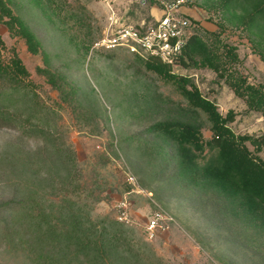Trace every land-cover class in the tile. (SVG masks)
<instances>
[{
	"label": "rangeland",
	"instance_id": "rangeland-1",
	"mask_svg": "<svg viewBox=\"0 0 264 264\" xmlns=\"http://www.w3.org/2000/svg\"><path fill=\"white\" fill-rule=\"evenodd\" d=\"M35 1L0 0L1 60L16 56L28 72L15 84L0 78V264H264V230L201 177L180 172L176 147L157 127L186 112L211 138L206 113L181 93L185 77V88L233 116L236 136L264 134L256 96L244 89L264 94V30L241 3L184 0L191 33L231 60L215 69L185 57L164 74L123 47H94L114 20H154L159 0ZM10 13L33 33L35 50L17 22L5 23ZM246 145L264 161V145ZM120 200L127 222L116 218ZM159 209L174 222L150 237L144 225Z\"/></svg>",
	"mask_w": 264,
	"mask_h": 264
},
{
	"label": "trees",
	"instance_id": "trees-1",
	"mask_svg": "<svg viewBox=\"0 0 264 264\" xmlns=\"http://www.w3.org/2000/svg\"><path fill=\"white\" fill-rule=\"evenodd\" d=\"M235 1L241 3V9L246 13L248 22L264 30V0ZM35 2L37 3V1ZM14 21L18 23L20 31L26 37L30 47L35 50L33 48L37 42L35 36L20 18L14 17L10 13L9 19L5 23L9 24ZM0 44H2L1 37ZM259 55L264 60V52L260 51ZM185 57L191 60L195 66H207L215 69L220 67V63L224 65L225 61L229 59L227 56L215 53L214 49H208V46L194 34L189 37L184 52L175 63L186 66ZM145 59L149 68L160 73H169L171 64L151 57ZM27 73L18 57L14 56L10 63H3L0 54V78L8 77L15 84ZM171 77L173 76L171 75ZM178 81L182 82L181 93L191 108L201 109L206 113L212 132L211 138L204 141L197 122L189 118L186 112L181 113L184 114L182 117L157 124L158 129L177 149L180 172L184 175L201 177L200 180L203 184L218 189L226 196L225 198L230 205L232 204L231 209L235 214L237 211L243 213L249 224L264 230V161L255 158L246 145V140H250L255 145H264V134L260 138L247 135L236 136L228 126V122L233 119L232 115L223 117L215 103L203 96L196 86L193 85L191 89L185 88V83L189 82L185 77L179 78ZM235 84L239 88L238 94H244V91L240 89L241 84L238 82ZM244 89L250 99H254L256 96L252 107L260 110L264 115V94L251 85H246ZM250 102L252 103L251 100ZM205 146L208 147L209 154L203 165H199L196 157L204 152ZM196 171L198 172L195 174ZM73 231L75 235L73 233L72 237L75 243L80 248L86 246L88 243L79 237L76 230ZM115 238L116 236L112 234L108 236L107 241H112Z\"/></svg>",
	"mask_w": 264,
	"mask_h": 264
},
{
	"label": "built area",
	"instance_id": "built-area-1",
	"mask_svg": "<svg viewBox=\"0 0 264 264\" xmlns=\"http://www.w3.org/2000/svg\"><path fill=\"white\" fill-rule=\"evenodd\" d=\"M184 0H176L169 3L166 0H159L157 5L158 16L152 13L154 20H141L135 24L113 25L116 21L110 22L105 34L95 43L94 47L113 49L123 47L129 53L142 58H156L167 64H174L178 57L184 52L189 37L193 34L190 31V22L187 17L181 14V7ZM112 26V27H111ZM128 202L120 200L115 204L116 218L119 221H128ZM174 218L166 215L161 209L155 210L146 220V235L152 237L156 232L168 229Z\"/></svg>",
	"mask_w": 264,
	"mask_h": 264
}]
</instances>
